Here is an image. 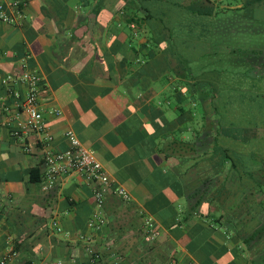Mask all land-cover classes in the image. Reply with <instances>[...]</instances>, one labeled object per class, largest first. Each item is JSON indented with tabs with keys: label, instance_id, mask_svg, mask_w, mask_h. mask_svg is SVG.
<instances>
[{
	"label": "crops",
	"instance_id": "1",
	"mask_svg": "<svg viewBox=\"0 0 264 264\" xmlns=\"http://www.w3.org/2000/svg\"><path fill=\"white\" fill-rule=\"evenodd\" d=\"M211 1L217 9H235L251 0ZM124 4L105 0L99 9L98 0H27L20 24L0 23V75L31 70L42 78L39 107L52 137L47 149L66 150L65 133L73 129L96 152L113 186L132 197L124 202L110 193L99 207L94 184L77 173L58 178L44 192L46 146L33 132L23 140L11 134L13 101L0 84V260L13 249L10 264L261 262L254 244L236 242L223 231L211 236L216 250L189 249L188 201L166 181L168 173L183 169L177 158L159 152L167 141L152 136L160 122L145 113L159 108L176 129L171 96L177 76L162 82L154 71L149 81L129 67L146 52V40L136 34L140 55L129 50L128 29L118 23ZM13 87L22 89L18 83ZM148 215L158 232L154 239L144 232ZM99 218L105 221L100 229L89 227Z\"/></svg>",
	"mask_w": 264,
	"mask_h": 264
},
{
	"label": "trees",
	"instance_id": "2",
	"mask_svg": "<svg viewBox=\"0 0 264 264\" xmlns=\"http://www.w3.org/2000/svg\"><path fill=\"white\" fill-rule=\"evenodd\" d=\"M122 1L128 13L119 11L118 23L128 29L129 50L139 56L136 34L146 40V52L129 67L149 81L154 71L162 82L177 76L176 129L159 108L145 113L160 122L152 136L167 141L159 152L183 169L166 181L188 201L189 249L216 250L211 236L223 231L254 244L264 264V0L235 9L211 0ZM179 28L188 35L174 46Z\"/></svg>",
	"mask_w": 264,
	"mask_h": 264
},
{
	"label": "built area",
	"instance_id": "3",
	"mask_svg": "<svg viewBox=\"0 0 264 264\" xmlns=\"http://www.w3.org/2000/svg\"><path fill=\"white\" fill-rule=\"evenodd\" d=\"M27 0H0V23L17 25L24 18V9ZM20 84L22 89L14 88V84ZM0 84L8 88V93L13 101L15 113L12 115L13 127L11 134L18 140H23V135L33 132L39 136V142L46 146L44 156V176L42 190L49 192L55 186L58 178L72 173L81 175L86 181L94 184V197L99 207L103 206L108 194L113 193L124 202H129L131 194L122 186H113L110 175L96 152L87 146L77 136L73 129H68L65 136L69 147L64 151L47 149L52 142V137L44 121L43 112L39 107L42 78L37 71L26 70L19 76L0 75ZM8 110V107L5 108ZM55 113L59 114L58 111ZM104 219H92L89 227L100 229L104 225ZM55 226L57 224L55 223ZM144 232L147 238L154 239L158 232L152 216H147L144 222ZM15 251L9 249L0 260V264H10L15 256ZM170 264H185L172 260Z\"/></svg>",
	"mask_w": 264,
	"mask_h": 264
},
{
	"label": "rangeland",
	"instance_id": "4",
	"mask_svg": "<svg viewBox=\"0 0 264 264\" xmlns=\"http://www.w3.org/2000/svg\"><path fill=\"white\" fill-rule=\"evenodd\" d=\"M186 30H188V29H186V28H179V29L177 30V33H178L177 35H178V36H175V37H174V41H173V42H174V43H173L174 46H176V45H181V39H183L184 41H186V39L184 38L185 35H188V34H187L188 31H187V32H184V31H186ZM229 42H230V44H231L230 46L233 47L232 44H233L235 41H234V42L229 41ZM189 43H190V42H189ZM172 46H173V45H172ZM195 60H196V59H195ZM191 63H192L191 65H195V64L197 63V61H192ZM197 64H198V63H197ZM201 124H202V123H201V121H200V119H199V121H198V126H201Z\"/></svg>",
	"mask_w": 264,
	"mask_h": 264
}]
</instances>
